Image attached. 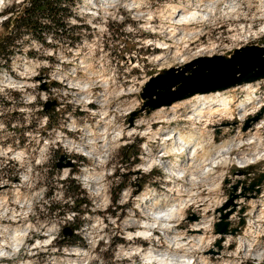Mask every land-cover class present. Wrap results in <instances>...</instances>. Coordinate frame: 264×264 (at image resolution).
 <instances>
[{
	"label": "rangeland",
	"instance_id": "374dc122",
	"mask_svg": "<svg viewBox=\"0 0 264 264\" xmlns=\"http://www.w3.org/2000/svg\"><path fill=\"white\" fill-rule=\"evenodd\" d=\"M103 1L76 0L66 40L48 36L43 45L25 35L16 40L8 66L0 61V264H158L145 258L150 249L163 264H264V181L255 198H241L234 220L225 219L233 227L243 218L241 232L215 233L222 221L217 207L232 203L264 172V155L245 168L236 162L264 154V116L247 131H242L246 119L238 127L225 125L251 111L240 112L238 101L253 93L228 90L224 95L237 102L225 111L197 115L190 112L191 97L175 113L162 107L161 113L128 122L149 77L202 56L264 46V0H219L210 19L188 26L199 31L184 43L167 31V6L180 0ZM12 4L20 5V14L27 6L23 0H0V40ZM253 84L257 96L264 95V82ZM48 101L55 103L46 111ZM126 131L132 134L123 136ZM178 132L195 135L194 157L169 152ZM226 142L235 144L222 153L226 162L205 172L221 158L218 146ZM177 153L183 178L179 171L165 172ZM61 154L72 159V167L57 168ZM240 169L249 174L238 176ZM76 187L88 202L80 212L70 210L67 194ZM145 194L151 203L142 207ZM170 207L175 209L170 221L157 216ZM196 224L202 230L194 231ZM67 226L73 235H63ZM139 229H150L149 235H128Z\"/></svg>",
	"mask_w": 264,
	"mask_h": 264
},
{
	"label": "water",
	"instance_id": "95a60500",
	"mask_svg": "<svg viewBox=\"0 0 264 264\" xmlns=\"http://www.w3.org/2000/svg\"><path fill=\"white\" fill-rule=\"evenodd\" d=\"M264 79V46L257 44L236 48L229 55L202 56L180 67L164 69L149 77L139 93L141 105L133 110L128 122L133 125L135 118L141 114H150L162 107H169L175 102L190 98L196 94H209L217 91H225L246 83L257 82ZM55 102L48 101L45 110ZM264 107L254 116L245 120L242 131H247L254 123L262 118ZM235 124L226 122L225 125ZM74 162L65 154H61L56 161L59 169L72 167ZM248 171L239 170V174H249ZM264 181V172L260 173L249 185L243 188V195L255 198ZM225 183H230L227 179ZM238 185L233 186L236 191ZM233 194V193H232ZM243 212V210L241 211ZM227 214H222L221 219L215 224V233L224 235H237L241 232L244 219H240L236 226L229 227L225 221ZM74 230L67 226L63 230L64 236L73 235ZM221 240L218 241L220 246ZM215 253V252H214Z\"/></svg>",
	"mask_w": 264,
	"mask_h": 264
},
{
	"label": "bare ground",
	"instance_id": "6f19581e",
	"mask_svg": "<svg viewBox=\"0 0 264 264\" xmlns=\"http://www.w3.org/2000/svg\"><path fill=\"white\" fill-rule=\"evenodd\" d=\"M208 1H211L209 3H207ZM221 1V0H220ZM223 1V0H222ZM227 0H224V2H226ZM137 2V1H136ZM176 2V1H175ZM218 2L219 0H197V1H194V0H180L178 1L177 3H173V4H168V10L167 13H168V16H169V25L167 26V31L169 32L168 34L171 35V37H177L179 35H181L180 38H176L177 40H180L181 43L184 41L186 42L185 40H188L193 34L197 33L199 30H195V28H192V27H188L190 26V24L192 23H196V22H203V21H206L208 19H210V17L212 15L215 14V9L217 8L218 6ZM132 5H133V8L136 7V8H139V5L136 6V4L134 5V2L132 1L131 2ZM140 3V2H139ZM142 3V2H141ZM230 4V3H229ZM232 7V6H231ZM230 7V8H231ZM135 10V9H134ZM138 10V9H137ZM140 11V10H138ZM163 11V10H162ZM163 14V13H162ZM165 14V13H164ZM151 18V17H150ZM149 19V18H148ZM151 21H149L148 23H150ZM183 25H185V27H183ZM162 27H165V26H162ZM163 31V30H162ZM240 34V33H239ZM169 36V35H168ZM187 38V39H186ZM175 39V40H176ZM183 42V43H184ZM162 45H166V43H161ZM167 46H165L166 48ZM168 48V47H167ZM254 84H251V83H246L244 85H241L239 86L240 88H248V91L250 93H253L252 95H248V96H245V98L241 101L242 103H240L238 106H241L239 111L241 112L242 110H245L246 109V105L248 104H259V102H257L256 100H258L259 98L257 97V94H256V91L255 89H252V86ZM234 88H238V87H234ZM250 88V89H249ZM233 89V88H232ZM88 91L86 90H82L80 93L81 94H84V99H90L88 96ZM249 93V94H250ZM254 97V98H253ZM191 98V97H190ZM191 99H195L194 100V103L191 104V111H193V113L197 114V115H201V114H205V113H210L212 110H226L227 108L231 107L234 103H235V100L234 98L231 96V95H224V93L222 92H214V93H210V94H196L194 95ZM191 99H184L182 100L181 102L178 101V102H175L173 105L169 106V109L171 111H169L170 113L172 112H176L177 111V108L180 106V104L182 102H186V101H191ZM246 100V102H244ZM256 101V102H255ZM180 102V103H179ZM262 105V104H261ZM259 104V108H261V106ZM168 108V107H167ZM106 109V108H105ZM165 109V108H164ZM164 109H157L160 113L164 110ZM250 110L252 109V107L249 108ZM247 110V109H246ZM157 111V112H158ZM238 111V112H239ZM214 112H218V111H214ZM211 114V113H210ZM165 115V114H164ZM245 115L242 113V115H238L239 119H241L242 117H244ZM191 119L192 116L190 117ZM95 120V119H94ZM98 120V119H97ZM112 121V120H111ZM91 131V130H90ZM89 131V132H90ZM130 131V130H129ZM130 134L132 133H129L126 131V133H124L123 136H129ZM170 135V134H169ZM174 135V134H173ZM121 138H124L121 136ZM168 139V138H167ZM93 140V138H92ZM95 140V139H94ZM93 140V141H94ZM70 143V141H69ZM173 143V147L170 149L169 152H174L175 150H179L180 151V154L182 153H185L186 151L192 153L191 156L194 157V153L196 151V148H197V144H196V141H195V135L193 133H190V134H184V133H180L178 132L177 135H174L173 136V140L171 142V145ZM252 143V142H251ZM255 143H258L259 144V141L255 142ZM92 144V143H91ZM95 144V143H94ZM73 145V144H72ZM235 145V144H230V142H226V143H221L220 146H218V153L221 152V158H219L218 160H214L213 164H211V166L209 167H206L205 168V172H210L213 170V168L215 166H217L216 164L218 163H222V162H226V159L228 158L227 156H223L222 153L223 152H227V153H230V150L232 149V146ZM72 148H74V146H70ZM255 147V146H254ZM78 148V147H77ZM256 148H257V145H256ZM91 149H95L93 148V146L91 147ZM93 150L89 151L90 152H93ZM257 151V150H256ZM107 152V151H106ZM166 153V152H165ZM178 154V153H177ZM189 154V153H188ZM93 155H94V152H93ZM169 155V154H168ZM264 154H261L260 152H257L254 154V156L252 157H241L239 159H236V162H237V166L239 168H245L247 166H249L250 164H253L256 162V160L260 159L261 156H263ZM98 157V156H97ZM178 158L177 161H172L170 162L169 161V164L166 165V167L168 169H165V172L167 174H172V175H176L174 173H176V171H179L181 174L180 177H184V169L182 167V162H181V155H177L176 156ZM188 158V156H187ZM192 158V157H191ZM194 160V159H193ZM212 162V161H211ZM150 163V161L148 162V164ZM155 163V160H152L151 161V165L148 166L149 168L152 167V165ZM147 164V165H148ZM98 165V164H97ZM146 166V165H145ZM165 167V168H166ZM68 168V167H66ZM185 168V167H184ZM67 171V169H64ZM89 174V173H88ZM97 174V173H96ZM92 175V174H91ZM191 175V174H190ZM193 175V174H192ZM238 176H242L244 174H237ZM89 176V175H88ZM96 176V175H94ZM97 177V176H96ZM95 177V178H96ZM88 178V177H87ZM91 178V177H90ZM94 177L92 178L93 180L95 179ZM215 180V179H214ZM173 181V180H172ZM201 184V183H200ZM239 184L240 182H237V185L239 187ZM190 192V191H189ZM145 200L146 202L148 201V198L150 197L149 194H145ZM244 198V195H243V192L239 195L238 194V197L234 199V201H232V203L228 204V205H222L220 204L218 210H216L217 213L220 212V214H223L224 212L225 213H229L228 215V219L229 220H234V218L236 217V215L238 213H236L235 209L237 206H240V204H242L243 202L241 201V198ZM203 204H199L197 206H201ZM222 205V206H221ZM171 208V207H170ZM239 208V207H238ZM2 210V208L0 209ZM235 211V212H234ZM159 212V215L157 216H160L163 218L166 217L169 221H170V218H172L174 216V212H175V209H169V210H166L167 213H164L160 210L158 211ZM157 212V213H158ZM162 212V213H161ZM155 216V217H157ZM165 218V219H166ZM165 224V228L168 229L170 226L169 224H166V223H169V222H163ZM201 223V222H200ZM204 223V222H203ZM202 225V224H201ZM200 224H196L194 225L193 229L194 231L196 230H202V226ZM143 226L145 228L151 226V223H148V222H144ZM205 227V226H204ZM165 229V230H166ZM150 230V229H149ZM149 230L147 229H139L137 230L136 232L134 233H129L128 235L129 236H132V237H147L149 235ZM164 230V229H163ZM193 231V232H194ZM195 236H199V238H201V236L199 234H195ZM224 244H227L226 242ZM181 247V246H180ZM145 258L148 260V261H151L154 259L157 261L158 264H163L164 263V259L161 257H158L157 255H155L153 253V251L150 249L148 251H146V253L144 254ZM166 263V262H165Z\"/></svg>",
	"mask_w": 264,
	"mask_h": 264
},
{
	"label": "trees",
	"instance_id": "16d2710c",
	"mask_svg": "<svg viewBox=\"0 0 264 264\" xmlns=\"http://www.w3.org/2000/svg\"><path fill=\"white\" fill-rule=\"evenodd\" d=\"M23 2H26L27 6L24 7L22 14L18 13L20 5L15 4L9 9L6 8V12L3 11L10 14L2 22L5 33L0 40V61L6 66L16 49L15 42L19 37L22 39L25 35H29L43 45H47L48 36H51L50 41L66 40L64 35L70 29L69 17L74 14L76 6V0H23ZM76 39L78 37L70 38L68 44H74ZM82 193L79 187L71 188L67 192L72 203L70 210L80 212L79 207L88 203L84 197H80Z\"/></svg>",
	"mask_w": 264,
	"mask_h": 264
},
{
	"label": "built area",
	"instance_id": "2783aa9c",
	"mask_svg": "<svg viewBox=\"0 0 264 264\" xmlns=\"http://www.w3.org/2000/svg\"><path fill=\"white\" fill-rule=\"evenodd\" d=\"M254 110L251 109V111L247 112V114L252 113Z\"/></svg>",
	"mask_w": 264,
	"mask_h": 264
}]
</instances>
